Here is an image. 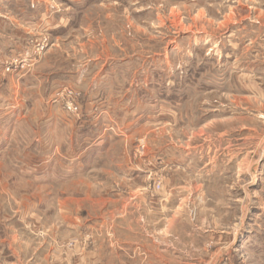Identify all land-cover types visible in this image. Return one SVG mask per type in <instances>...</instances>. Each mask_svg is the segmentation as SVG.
Here are the masks:
<instances>
[{
    "label": "rangeland",
    "instance_id": "1",
    "mask_svg": "<svg viewBox=\"0 0 264 264\" xmlns=\"http://www.w3.org/2000/svg\"><path fill=\"white\" fill-rule=\"evenodd\" d=\"M0 264H264V0H0Z\"/></svg>",
    "mask_w": 264,
    "mask_h": 264
}]
</instances>
